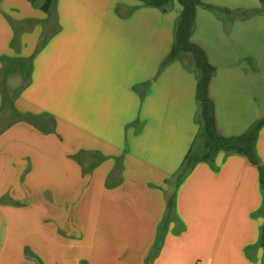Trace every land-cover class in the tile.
I'll list each match as a JSON object with an SVG mask.
<instances>
[{"label": "crops", "instance_id": "0c3cea01", "mask_svg": "<svg viewBox=\"0 0 264 264\" xmlns=\"http://www.w3.org/2000/svg\"><path fill=\"white\" fill-rule=\"evenodd\" d=\"M199 1L216 132L238 137L264 119V5ZM180 11L0 0V264H264V124L257 163L218 149L179 176L203 153L192 61L161 68Z\"/></svg>", "mask_w": 264, "mask_h": 264}, {"label": "trees", "instance_id": "16d2710c", "mask_svg": "<svg viewBox=\"0 0 264 264\" xmlns=\"http://www.w3.org/2000/svg\"><path fill=\"white\" fill-rule=\"evenodd\" d=\"M145 6L167 10L171 0H136ZM264 5V0H260ZM181 7L180 14L176 18L173 32V42L169 53L161 64V68L172 59L179 56H187L191 59L196 72V99L198 104V117L201 123L200 136L203 140V153L195 155L189 151L180 170V178L184 176L190 166L198 160H209L214 152L223 149L226 152H235L245 155L251 162L257 163L254 151V142L257 132L264 119L258 121L245 134L238 137H223L216 132L214 107L208 94L210 78L214 68L208 63L203 51L190 41V32L193 24L195 8L202 5L199 0H177ZM261 183L264 191V170L260 167ZM174 208L173 196L167 200V212ZM260 243L264 248V224L261 227Z\"/></svg>", "mask_w": 264, "mask_h": 264}, {"label": "rangeland", "instance_id": "374dc122", "mask_svg": "<svg viewBox=\"0 0 264 264\" xmlns=\"http://www.w3.org/2000/svg\"><path fill=\"white\" fill-rule=\"evenodd\" d=\"M16 84V83H15Z\"/></svg>", "mask_w": 264, "mask_h": 264}]
</instances>
